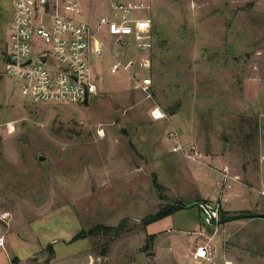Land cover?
<instances>
[{"label": "rangeland", "instance_id": "obj_1", "mask_svg": "<svg viewBox=\"0 0 264 264\" xmlns=\"http://www.w3.org/2000/svg\"><path fill=\"white\" fill-rule=\"evenodd\" d=\"M76 1L91 21L113 1L152 6L151 67L112 73L118 60L143 55L111 37L93 56L98 93L87 103H33L6 75L12 7L0 4V264H264V2ZM145 74L152 100L134 87L133 76ZM156 105L164 119L152 117ZM172 128L204 152L205 164L172 151ZM224 166L240 180L219 221L221 210L255 217L213 226L195 205L143 224L177 201L214 207ZM123 220L118 237L73 240ZM198 245L212 247L213 262L192 258Z\"/></svg>", "mask_w": 264, "mask_h": 264}, {"label": "built area", "instance_id": "obj_2", "mask_svg": "<svg viewBox=\"0 0 264 264\" xmlns=\"http://www.w3.org/2000/svg\"><path fill=\"white\" fill-rule=\"evenodd\" d=\"M8 3L12 7V19L5 42V72L13 85L17 84L16 89L31 97L33 103H82L86 96L96 95L99 79L93 72V56L103 55L111 37L125 48L135 46L136 52L143 55L139 60L129 59L125 63L118 60L111 67L112 73L121 68L129 72L135 67L142 71L151 67L154 23L152 6L148 4L113 1L109 12L91 21L83 16L76 0H0L2 6ZM142 10H147L148 15H139ZM133 80L134 87L152 100V76H133ZM151 115L154 119L166 117L158 105L153 107ZM168 139L173 142V152L184 154L194 163L205 164L204 152L195 144L186 146L176 129L169 131ZM218 174L213 207L217 213L230 200L233 181L240 180L228 166L220 168ZM0 247H4L2 237ZM192 258L210 263L215 255L212 247L198 245Z\"/></svg>", "mask_w": 264, "mask_h": 264}, {"label": "trees", "instance_id": "obj_3", "mask_svg": "<svg viewBox=\"0 0 264 264\" xmlns=\"http://www.w3.org/2000/svg\"><path fill=\"white\" fill-rule=\"evenodd\" d=\"M154 185L156 188L158 189H162L161 185L158 183L156 177H154ZM187 207V204L184 201H177V202H173L169 205H166L164 207H162L161 209H159L157 212L155 213H151L146 215L143 218V224L145 226H148L151 223H154L158 220H161L173 213H175L176 211ZM249 212H243L240 214H228L227 211L225 210H221V220L219 221L220 223H224L230 219H235V218H239V217H255L256 215H246ZM125 220L121 221L119 223L118 226L116 227H112V226H108V225H104V224H99L97 226H94L93 228H90L89 230H82L77 236L74 237V241L79 240L81 238H92V237H97L100 235H105V236H114V237H118L120 236L124 231H125ZM148 239L153 242L155 240V234H151L149 235ZM109 247V244H106V248H104L103 251V255L106 254L107 252V248ZM145 249L148 248V244H146L144 246ZM52 251L53 248H51Z\"/></svg>", "mask_w": 264, "mask_h": 264}, {"label": "water", "instance_id": "obj_4", "mask_svg": "<svg viewBox=\"0 0 264 264\" xmlns=\"http://www.w3.org/2000/svg\"><path fill=\"white\" fill-rule=\"evenodd\" d=\"M13 86H14V88H16L17 84L15 83ZM88 101H89V98L86 96L84 102L87 103ZM195 205L202 207L203 211L206 213V218H207V221L210 225L217 226V224L219 222L218 213L213 208L212 205H210L209 203H205V202H195V203L188 204L187 207H191V206H195ZM257 217L264 218V214H259V215H257Z\"/></svg>", "mask_w": 264, "mask_h": 264}, {"label": "crops", "instance_id": "obj_5", "mask_svg": "<svg viewBox=\"0 0 264 264\" xmlns=\"http://www.w3.org/2000/svg\"><path fill=\"white\" fill-rule=\"evenodd\" d=\"M187 146V145H186ZM235 195H238V194H235Z\"/></svg>", "mask_w": 264, "mask_h": 264}, {"label": "bare ground", "instance_id": "obj_6", "mask_svg": "<svg viewBox=\"0 0 264 264\" xmlns=\"http://www.w3.org/2000/svg\"><path fill=\"white\" fill-rule=\"evenodd\" d=\"M232 263V262H231Z\"/></svg>", "mask_w": 264, "mask_h": 264}]
</instances>
